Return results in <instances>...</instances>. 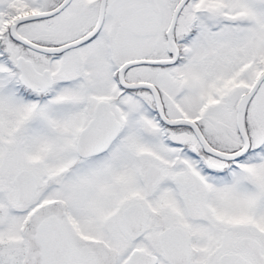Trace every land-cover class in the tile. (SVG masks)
Segmentation results:
<instances>
[{"label": "snow or ice", "instance_id": "snow-or-ice-1", "mask_svg": "<svg viewBox=\"0 0 264 264\" xmlns=\"http://www.w3.org/2000/svg\"><path fill=\"white\" fill-rule=\"evenodd\" d=\"M0 264H264V0H0Z\"/></svg>", "mask_w": 264, "mask_h": 264}]
</instances>
